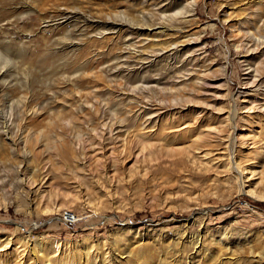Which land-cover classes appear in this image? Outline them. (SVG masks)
Listing matches in <instances>:
<instances>
[{
    "label": "rangeland",
    "instance_id": "obj_1",
    "mask_svg": "<svg viewBox=\"0 0 264 264\" xmlns=\"http://www.w3.org/2000/svg\"><path fill=\"white\" fill-rule=\"evenodd\" d=\"M263 217L264 0H0V264H264Z\"/></svg>",
    "mask_w": 264,
    "mask_h": 264
},
{
    "label": "built area",
    "instance_id": "obj_2",
    "mask_svg": "<svg viewBox=\"0 0 264 264\" xmlns=\"http://www.w3.org/2000/svg\"><path fill=\"white\" fill-rule=\"evenodd\" d=\"M61 217L63 218V220L65 222H71L73 220V216L69 212H63V214L61 215ZM263 223H264V217H263Z\"/></svg>",
    "mask_w": 264,
    "mask_h": 264
}]
</instances>
